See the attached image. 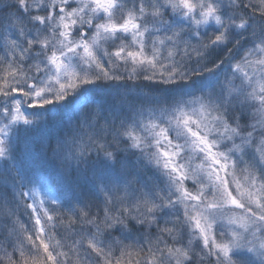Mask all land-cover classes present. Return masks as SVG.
Listing matches in <instances>:
<instances>
[{"label": "snow or ice", "instance_id": "snow-or-ice-1", "mask_svg": "<svg viewBox=\"0 0 264 264\" xmlns=\"http://www.w3.org/2000/svg\"><path fill=\"white\" fill-rule=\"evenodd\" d=\"M0 264H264V0H0Z\"/></svg>", "mask_w": 264, "mask_h": 264}]
</instances>
